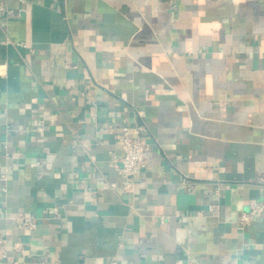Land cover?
Masks as SVG:
<instances>
[{
    "label": "crops",
    "instance_id": "obj_1",
    "mask_svg": "<svg viewBox=\"0 0 264 264\" xmlns=\"http://www.w3.org/2000/svg\"><path fill=\"white\" fill-rule=\"evenodd\" d=\"M252 201L264 0H0L3 264H264Z\"/></svg>",
    "mask_w": 264,
    "mask_h": 264
},
{
    "label": "built area",
    "instance_id": "obj_2",
    "mask_svg": "<svg viewBox=\"0 0 264 264\" xmlns=\"http://www.w3.org/2000/svg\"><path fill=\"white\" fill-rule=\"evenodd\" d=\"M144 127L138 126L135 128V135H131L127 127H123L118 134V140L122 149L120 174L125 179H131L136 173L146 166L147 153L146 145L143 136ZM264 216V203L252 201L248 211L241 212L238 222L240 224L249 223L250 221ZM23 225L26 228H34L36 225L35 218L32 216L22 217ZM8 259L6 252V241L0 235V264ZM36 264H59L53 259H48V256L42 257Z\"/></svg>",
    "mask_w": 264,
    "mask_h": 264
}]
</instances>
